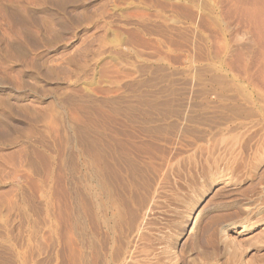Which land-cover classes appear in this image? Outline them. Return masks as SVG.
Returning a JSON list of instances; mask_svg holds the SVG:
<instances>
[{
  "label": "rangeland",
  "instance_id": "374dc122",
  "mask_svg": "<svg viewBox=\"0 0 264 264\" xmlns=\"http://www.w3.org/2000/svg\"><path fill=\"white\" fill-rule=\"evenodd\" d=\"M263 4L0 0V264H79L82 231L91 245L98 226L84 185L91 186L99 132L105 148L115 137L122 140V187L130 186L131 196L124 194L134 213L171 156L227 127L249 132L240 141L242 158L231 168L234 184L222 187L218 178L189 220L181 206L177 231L187 240L180 248L191 244L197 221L201 227L207 222L200 252L190 256L227 264L214 235L235 222L232 235L247 249L243 264H264V222L243 219L241 209L259 193L251 187L257 173L254 164L239 172L248 159L255 162L249 148L264 135V116L256 106L264 101V88L256 83L264 65ZM131 165L138 170L128 176ZM245 226L250 228L243 231Z\"/></svg>",
  "mask_w": 264,
  "mask_h": 264
},
{
  "label": "bare ground",
  "instance_id": "6f19581e",
  "mask_svg": "<svg viewBox=\"0 0 264 264\" xmlns=\"http://www.w3.org/2000/svg\"><path fill=\"white\" fill-rule=\"evenodd\" d=\"M261 6H262V4H261ZM257 13L258 14L256 16L258 17V15H260V14H259V12H257ZM240 14H242V13H240ZM260 16H262V15H260ZM263 17H264V15H263ZM259 18L260 17H258V19ZM262 19H264V18H262ZM263 21L258 20L259 23H262ZM263 25L261 26V24H260V26L259 25H257V26L264 28ZM236 63H238V62L236 61ZM259 72H260L259 75L258 76L256 75L257 76V78H256L257 82L256 81L255 82L264 88V65L262 66L261 70H259ZM251 78H253V77H251ZM249 81H251V80H249ZM252 83L255 84L254 82H252ZM244 100H245V98H244ZM254 105H252V106L254 107ZM256 106L258 108H260V110H261L260 112H262V115L264 116V101L262 104L259 103ZM249 118L250 117H248V119ZM261 119L263 120L264 118L261 117ZM111 120L113 121V118ZM118 120L119 119L114 118V121L120 122ZM189 120H191V118ZM112 123H114V122H112ZM228 123L229 122H227V124ZM116 124H118V123H115V125ZM250 124H252V123H250ZM247 128H249V127H247ZM237 130L238 129H236V130L231 129L230 127H227L226 129L217 130L213 133H210L208 135V137L205 139L201 140V138H200V140H201L200 142L197 141L195 143V141H194L193 145H191V143H190L189 145H191V147H189V145H188L189 149H187V151L185 150L184 153L179 152L180 154L177 153L174 155V157L170 155L171 158L167 160L166 164H164L165 165L164 169H161V171L163 170V172L160 175L156 173L157 179H155L152 176L155 179V181L153 180L154 181L153 183H155V187H153L154 184H151V185L148 184L149 187L147 186L145 188L146 194H145L144 199H142L140 201H138V200L136 201L139 203L137 206H135L137 209H136V211L134 210L135 211L134 213L132 210H131L132 211L131 212L128 209L129 202L127 200L129 199V201H131L130 200L131 197L129 198L127 196L128 199H126V196L124 194L125 191L129 195L131 194L130 193L131 192L130 186L125 183V186L122 187L123 179H124V175L122 173L123 169L121 166L122 163L120 161L121 160L120 156L122 155L120 153L122 151H120V150H121L122 145H123V144L121 145L122 140L120 141L119 139H117L118 137L117 138L115 137L114 139L111 138L112 139L111 142L109 141V143H107V144H109V146L106 144L108 147L105 148L104 144L106 142H104V139H103L104 136L101 132H99V134H97L98 138H97V145H96V147H97V151H96L97 153L96 154L97 155H95V156H97L96 165L94 166L95 168H93L94 171H93L92 175L90 174L91 177L89 176L91 178V186L88 188L87 187L88 184H87V186L84 185V190H85L84 192L86 193L87 189H89L90 194L93 198V202H94L93 208L95 211V220H96V223L98 226H97L96 232L94 233V234H96L95 239L91 245H88L89 243H87V237H86V233H85L86 231L85 230L82 231L83 232L82 238H80L81 239V244H80V249H79L80 253L78 256L79 257V264H205L204 263L205 261L201 257L202 255H196L194 253V256L196 255L194 258H191L190 255L193 252H197L198 250H200V248H201L200 246L202 243L201 240L203 239L202 238V229L206 230V228H208L205 226V225H207V222L204 224L203 227H201L202 222L197 221V223H195L197 219L195 220V222H194L195 226H194V232L192 233L193 237H192L191 244L188 243L189 245H187V247L185 249H182V248H180V246H181V244H183L182 243L183 241L187 240V238H185V234H183L182 232L178 233V231H177V226L180 223L178 215H181L178 212L180 211L181 206L184 205L186 208L187 214H189L188 220L190 218H192L193 214L195 213V208H196L197 204L199 202H201L203 200V198L207 197L213 191V189L219 185L216 182V180L218 178L222 182L224 181L222 183L223 184L222 187H225L226 185L227 186L228 185L233 186L234 183L232 184L231 179H232V177L236 171L231 170V168L234 167L233 164L237 159L242 158L244 148H243V146L240 145L241 144L240 141L244 140L246 134L249 133V132H247L248 129L247 130L244 129V131H241V130L237 131ZM100 131H101V129H100ZM248 135L251 136L250 134H248ZM248 135H247V137H248ZM119 137H121V136H119ZM194 140H197V139H194ZM259 143H260V145H259ZM133 146H135V145H133ZM136 146H138V145H136ZM136 146L132 150H135ZM147 146H148V144H147ZM185 146H187V145H185ZM263 146H264V135L259 139V142L255 145V148H249L250 154H248V155L249 156L253 155V160H255V162L250 163V161L248 159V161H246L247 167L245 166V167H241L239 169L240 170L239 172H243V170H245V169H248V171H249L250 169L253 168V164H254V171H256V173H257L256 176H254V178H253L254 180L251 181V187L259 189V193H258L259 195L257 194V197H255L252 200H248V202L242 204V208H241L244 212L243 213L244 214L243 219H246L247 221H250V219L252 217H255V218H258L259 220L264 222V215H263L264 203H262V199H263L262 197H264V150L261 152V149H260ZM96 147H95V149H96ZM137 149L138 148H136V150ZM136 150H135V152H136ZM93 158H94V156H93ZM138 158H139V156H138ZM153 160H155V159H153ZM162 160H163V158H162ZM126 162H128V161H126ZM221 166H223V167L221 168ZM136 167H134V168H136ZM134 168L132 165L129 168L130 170L128 168H126L125 171L127 174L126 173L125 174L128 176L134 175V173H135ZM154 168L156 169V167H154ZM160 168H163V167H160ZM146 169H147V167H146ZM241 169H243V170H241ZM161 171H159V172H161ZM144 174H145V172H144ZM87 175H89V174H87ZM139 176H140V174H139ZM144 177H145V175H144ZM147 178H149V177H147ZM84 181H86V180H84ZM140 182H141L140 184H142V181H140ZM151 182H152V180H151ZM132 183L134 184L135 182H131V184ZM148 183H150V182H148ZM144 184H145V182H144ZM146 184H147V181H146ZM134 186H135V184H134ZM139 187H138V189H139ZM116 189L119 190L120 193L116 192ZM235 190H238V189H235ZM134 192L135 191L133 190V194H134ZM247 193H248V190H246V189L242 190V197H245V199H246V197H248ZM138 195H140V194H138ZM142 195H144V194H142ZM138 198H140V196ZM84 201L87 202L86 200H84ZM134 201H132V202L134 203ZM85 202H84V204H85ZM132 202L130 204H132ZM231 202H229L230 205H231ZM219 203H221V202H219ZM234 203H232V204H234ZM237 204H239V203H237ZM219 205H221V204H219ZM227 205H228V203H227ZM185 208H184V210H185ZM220 208H222V206ZM232 209L227 208L226 210L231 212ZM236 209L237 208L235 207V210ZM223 211H225V210H223ZM235 212H237V211H235ZM177 213H178V215H177ZM228 214H229V216L231 215V213H228ZM198 215H197V217H198ZM224 215H227V214H224ZM236 215H237V213H236ZM221 216L223 217V215H221ZM221 216L218 215L217 217H221ZM212 217L215 218L216 215L212 216ZM87 218H88V216H87ZM226 218L228 219V217H226ZM229 218L231 219V217H229ZM239 218H240V215H239ZM184 220H185V218H184ZM213 220L214 219H210V221H213ZM214 222H216V221H214ZM209 223L210 222H208V225H211ZM188 224L189 223L185 224V227ZM236 225L237 224L235 222L226 223V224H224V226H222V228H220V230H218V234L214 235L215 237L217 236V239H218L217 241L220 244V247L222 248V250L224 252H226V254L228 255V257L230 259V262L227 263V261H226L227 264H243L244 254L247 252L246 246H245V249H244V247H241L242 245H239L236 238H234L232 235V234L237 233V231H235V228L234 229L231 228V227H234ZM219 227H221V226H219ZM248 228H250V227H247V226L243 227V229H244L243 231H246ZM189 236H191V235H189ZM205 236H203L204 239L206 238ZM206 244H207V242H206ZM257 244H259V242ZM183 247H185V246H183ZM198 252H200V251H198ZM202 253H204V251ZM209 259H208V262L210 263ZM213 262H214V264H216V262H218V261L215 262V260H213Z\"/></svg>",
  "mask_w": 264,
  "mask_h": 264
}]
</instances>
